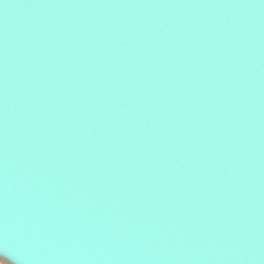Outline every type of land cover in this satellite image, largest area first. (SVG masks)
<instances>
[{"label": "water", "instance_id": "95a60500", "mask_svg": "<svg viewBox=\"0 0 264 264\" xmlns=\"http://www.w3.org/2000/svg\"><path fill=\"white\" fill-rule=\"evenodd\" d=\"M0 254L264 264V0H0Z\"/></svg>", "mask_w": 264, "mask_h": 264}, {"label": "rangeland", "instance_id": "374dc122", "mask_svg": "<svg viewBox=\"0 0 264 264\" xmlns=\"http://www.w3.org/2000/svg\"><path fill=\"white\" fill-rule=\"evenodd\" d=\"M0 264H13L8 259L0 254Z\"/></svg>", "mask_w": 264, "mask_h": 264}]
</instances>
